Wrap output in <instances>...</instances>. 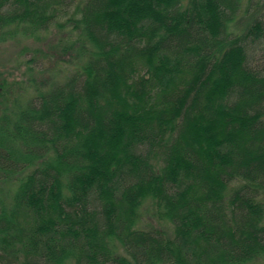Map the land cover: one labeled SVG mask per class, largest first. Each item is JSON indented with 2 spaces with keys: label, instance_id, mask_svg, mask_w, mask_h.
I'll return each instance as SVG.
<instances>
[{
  "label": "trees",
  "instance_id": "obj_1",
  "mask_svg": "<svg viewBox=\"0 0 264 264\" xmlns=\"http://www.w3.org/2000/svg\"><path fill=\"white\" fill-rule=\"evenodd\" d=\"M66 3L0 0V44ZM240 6L86 0L65 81L0 82V264L264 262V14L235 30Z\"/></svg>",
  "mask_w": 264,
  "mask_h": 264
},
{
  "label": "rangeland",
  "instance_id": "obj_2",
  "mask_svg": "<svg viewBox=\"0 0 264 264\" xmlns=\"http://www.w3.org/2000/svg\"><path fill=\"white\" fill-rule=\"evenodd\" d=\"M85 2L86 0H67L48 30L31 36L19 32L0 44V82H5L11 100L23 102L31 99L37 95L38 88H47L54 82L65 81L69 73L80 65L79 46L75 44L79 37L72 31L74 22L70 23L69 20L80 17L78 10ZM261 14H264V0H241L231 28L242 31L252 17ZM255 54L253 65L264 70V56ZM29 66L34 69L29 70ZM142 213L146 226L156 224L150 214L151 204H145Z\"/></svg>",
  "mask_w": 264,
  "mask_h": 264
}]
</instances>
